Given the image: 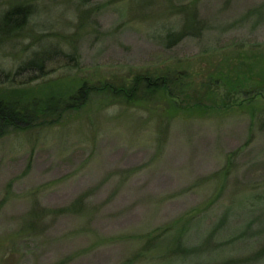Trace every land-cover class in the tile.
Returning <instances> with one entry per match:
<instances>
[{
    "label": "rangeland",
    "instance_id": "1",
    "mask_svg": "<svg viewBox=\"0 0 264 264\" xmlns=\"http://www.w3.org/2000/svg\"><path fill=\"white\" fill-rule=\"evenodd\" d=\"M17 6L33 15L0 26L17 78L0 100L90 93L0 131V264H264V0H0V17ZM184 12L201 33L168 46ZM41 51L50 68L20 78Z\"/></svg>",
    "mask_w": 264,
    "mask_h": 264
},
{
    "label": "trees",
    "instance_id": "2",
    "mask_svg": "<svg viewBox=\"0 0 264 264\" xmlns=\"http://www.w3.org/2000/svg\"><path fill=\"white\" fill-rule=\"evenodd\" d=\"M32 15L33 13L31 10V6L14 7L6 11L0 17V26L4 29H9L10 31H20L25 24L30 23ZM182 18H185V20L184 23L181 24V27H179V29H177V27H169L168 29H166L164 38L168 46L175 44L186 36H196L201 33L202 23L201 21L197 20L196 14L194 12H184L182 14ZM46 61H48V59L43 55V52L27 60L23 65L19 67L18 74L20 78L25 74H21L20 70L29 74L32 72H35L39 75L45 74L46 72L44 73V69L50 68L48 67V64L52 63V60L48 61L47 63ZM27 77L28 78L25 81H22L23 83H27L30 80H33L31 76ZM16 79V77H9V75L6 73L5 75H0V84H6L7 82L13 83V81ZM147 83V89H150L154 86V83H150V80ZM111 87H113L111 91L114 92L115 90V93H119V96L124 97L125 95H128V90L122 87V85ZM158 87H169V81L162 80L160 84H157L156 89H158ZM132 90L137 89L134 86ZM84 91H86V96L84 94ZM89 93L90 92H88V87L87 89L86 87H83L79 92L80 95L77 97H71L70 99L63 101H59L55 98H49L44 102L35 103L32 106H22L16 103L7 102L6 100H0V131L3 132L6 127L17 129L30 128L31 126H34L40 118L41 120H48L50 118H53L56 114H63L64 111L68 109L78 107V105L87 98ZM173 254L174 256H177L176 252H174ZM171 261L172 260L167 257L164 258V260L161 259L155 264H171Z\"/></svg>",
    "mask_w": 264,
    "mask_h": 264
}]
</instances>
